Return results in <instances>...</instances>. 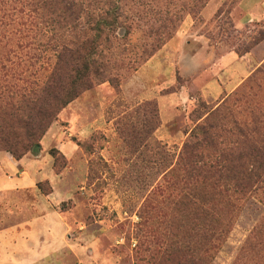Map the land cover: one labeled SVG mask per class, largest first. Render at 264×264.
I'll list each match as a JSON object with an SVG mask.
<instances>
[{
  "label": "rangeland",
  "instance_id": "rangeland-1",
  "mask_svg": "<svg viewBox=\"0 0 264 264\" xmlns=\"http://www.w3.org/2000/svg\"><path fill=\"white\" fill-rule=\"evenodd\" d=\"M74 1L63 16L52 0H15L2 12L0 80L21 77L26 89L53 73L59 29L73 46L93 39L108 9L119 24L96 57L113 66L105 78L116 85L83 93L21 161L0 152V264H182L190 255L173 245L186 219L149 134L159 122L151 137L178 159L205 104L219 110L211 125L236 122L242 132L227 140L260 159L248 144L264 147V0L255 12L256 0ZM242 195L212 264H264V181Z\"/></svg>",
  "mask_w": 264,
  "mask_h": 264
},
{
  "label": "trees",
  "instance_id": "trees-1",
  "mask_svg": "<svg viewBox=\"0 0 264 264\" xmlns=\"http://www.w3.org/2000/svg\"><path fill=\"white\" fill-rule=\"evenodd\" d=\"M9 3H15V0H0V28L7 26L4 22L7 15L2 12ZM52 3L61 16L65 11L74 12L78 6L74 0H52ZM49 6L52 7L51 4ZM30 12L34 13L36 20L39 17L44 20L37 11ZM117 13L115 7L95 17L94 37L82 45L67 44L65 33L59 29V42L52 47L56 51L54 71L44 85L35 81L30 84L33 87L26 89L19 85L21 77L16 82L2 83L0 80V152L21 161L41 148L42 139L60 113L83 93L90 91L98 82L116 85L112 79L105 78L113 66L98 63L96 57L103 37L113 34L119 24ZM70 18L78 20L73 16ZM45 23L44 20L41 24ZM5 70V66L0 67L1 72ZM148 106L155 108L156 116V102ZM197 108L191 117L195 122L205 118L204 122L190 132L178 159L151 137L160 127L159 122L149 134L158 151L164 176L175 178L173 187L178 198L174 208L186 219L176 229L182 238L173 245L180 254L188 252L190 255L189 258H180L182 264H212L213 253L220 249L229 234L231 223L226 221L228 212L236 210L233 197L245 196L264 181V147L248 144L250 151L260 153V159H254L250 154L246 157L236 143L227 140L235 138L237 131L242 132L239 125L234 122L230 131L224 124L222 129L213 126L211 116L219 110L215 112L205 104ZM211 148L221 156L208 159L206 152Z\"/></svg>",
  "mask_w": 264,
  "mask_h": 264
},
{
  "label": "crops",
  "instance_id": "crops-1",
  "mask_svg": "<svg viewBox=\"0 0 264 264\" xmlns=\"http://www.w3.org/2000/svg\"><path fill=\"white\" fill-rule=\"evenodd\" d=\"M259 1L260 0H256V2H254L255 4L252 5V9H254V10H252L253 12H255L259 8V6H260V2ZM257 3H259V4H257ZM249 17L254 18V14L253 15L252 14L249 15ZM248 22H250V20ZM230 60H231L230 62L233 63V62H236L237 58L235 56L234 57H230ZM2 234H4V233L0 232V248H1V250L4 247V237H2ZM1 264H3V263L1 262Z\"/></svg>",
  "mask_w": 264,
  "mask_h": 264
}]
</instances>
